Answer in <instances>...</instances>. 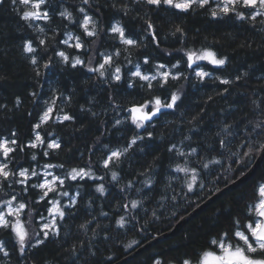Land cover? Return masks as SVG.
<instances>
[{
    "label": "trees",
    "instance_id": "16d2710c",
    "mask_svg": "<svg viewBox=\"0 0 264 264\" xmlns=\"http://www.w3.org/2000/svg\"><path fill=\"white\" fill-rule=\"evenodd\" d=\"M78 3L79 0H67L66 6L72 9ZM159 15L163 14L153 15L154 22L159 19ZM113 17L120 18L111 9H106L101 23L107 27ZM174 19L175 23L185 28L186 43H182L178 36L171 35L169 30L171 25L161 22L160 49H156L150 41L145 40L148 46L140 48L134 54V62L137 59L142 60L144 54H149L154 62L175 63L176 60L183 58L181 49H199L205 46L213 48L219 54L229 56L230 61L223 68H214L205 61L199 62L201 67L212 73V76L203 82L189 76L188 81L184 82L180 107L174 114L160 117L156 123L154 138L146 140L128 154L124 163L117 169L120 172V183L115 184L111 182L110 173L106 174V170L97 167L96 164L106 151L104 145L110 148L123 146L134 132L127 124L113 128V121L117 118L122 119L127 113L107 108V98L110 94L119 93L117 99L126 104L128 100L141 99L144 95L143 90L138 87L128 88L124 81L109 88L107 83L99 81L86 67L73 69L59 63L54 57L53 47L63 49L65 46L58 43L50 46L47 52L38 50L37 55L43 57L41 63L48 57H53L55 62L48 69L41 68V75L36 76L29 61V54L23 51V43L31 39L36 46L37 38L43 34L36 32L34 27L36 24L44 26L43 22H34V27L29 28L11 7H0V75L7 77L0 80V105H7V108L0 109V136H9L15 130L19 141L27 142L33 136L32 125L39 121L40 115L47 107L45 101L53 96L54 91L65 97L71 94V104H66L61 99L57 101V106L76 119L63 124H58L53 119L40 130L42 134L54 132L62 141L64 150L59 155L53 154L49 158H44L39 150L25 149L23 154H18V159L24 167H28L35 163L31 161L30 156L36 151L40 164L50 161L63 162L66 167L84 166L89 158V150L95 146L92 155L93 168L97 176L105 177L103 181H80L79 185L72 182L70 192L74 194L79 190L81 193L75 217H67L58 238H51L40 248L30 250L26 261L19 260L18 253L12 249V240L6 234L0 233V239L8 241L11 253L9 258L0 254V264H73L74 259L76 264H111L136 246L170 229L182 216L238 178L252 165L259 151L243 156L247 148L238 146L244 139L243 135L237 136L228 150H221L216 133L224 123L232 124L233 132L239 125L242 132L244 122L261 118L258 111L253 110L252 101L257 98V94L264 96V39L247 24L226 19L212 20L203 13L179 15ZM125 23L130 28H141L140 23L129 18H125ZM60 24L61 21L57 17L53 20L52 26ZM48 35L50 36L51 32ZM62 38L63 35H60L56 39L59 41ZM246 41L252 42L251 48L240 47ZM98 47L100 51H112L114 47L123 46L118 42L113 46L111 41L102 39L98 42ZM67 51L72 55L76 54L74 49ZM167 52H171V55H166ZM123 60L122 55L120 61ZM144 68L146 70L147 66ZM181 70H184L183 63ZM244 73L248 75L230 86L221 85L215 80L216 76L231 79L237 74L243 76ZM225 87L229 88V92L221 95ZM33 92L37 94L35 97L30 95ZM157 94L167 95V92L157 90ZM209 96L212 97L211 101L208 100ZM17 97L21 100L19 107L15 106ZM81 106L86 109L92 108L97 113L106 110L107 114L93 117L89 112L81 111ZM201 116L202 119H199ZM193 117L198 118L195 124L196 132L190 131L194 127L189 123ZM185 136H191V141L183 140ZM170 142L176 143L177 147L184 151L190 150L189 145L198 148V155H193L190 160L200 169L199 182L203 183V188L197 186L194 191L188 192L183 173L173 171L175 163H183V160L166 151ZM145 144L149 147H144ZM140 148H144V152H141ZM81 153H84L83 159ZM232 153L237 155L233 156ZM155 158H158L157 167L151 174L153 181L151 189L138 182L135 187L142 191L138 193L133 190L126 194L127 199L141 200L140 207L131 212L117 210L119 204L126 202L120 188L129 180H146L147 177L138 176L136 173L143 171ZM212 160H220L221 163H209ZM204 163H209L208 169L202 168ZM260 182H264V158L253 176L244 184L212 202L188 221L178 233L158 242L125 264H155L157 259L167 262L182 257L186 252L198 250L205 245L210 234L228 226L230 215L242 213L245 203ZM99 183H104L107 189L104 196L94 191ZM36 195L35 192L31 194L32 198ZM90 200L94 201L91 206ZM37 207L43 210L42 206ZM101 211L107 212L108 216L100 215ZM121 215L128 220L123 228L116 225V220ZM85 220H92L90 230L87 232L79 227ZM93 231L97 233L95 240L92 239ZM105 236L108 238L105 239ZM81 241L85 244L83 249L79 248ZM90 241L91 248L88 247ZM72 244H77L78 255L75 258L69 251ZM92 251L96 253L94 256L91 254ZM108 257H111V260Z\"/></svg>",
    "mask_w": 264,
    "mask_h": 264
},
{
    "label": "snow or ice",
    "instance_id": "6c2138e0",
    "mask_svg": "<svg viewBox=\"0 0 264 264\" xmlns=\"http://www.w3.org/2000/svg\"><path fill=\"white\" fill-rule=\"evenodd\" d=\"M66 3L67 0H0V7H11L29 28L34 27V22H43L44 26L36 24L34 27L36 32L43 34L37 38L36 46L31 39L23 43V51L29 54V61L36 76L41 75V68L48 69L55 62L53 57H48L41 63L43 57L37 55L38 50L47 52L50 46L58 43L65 46L63 49L53 47L54 57L59 63L73 69L86 67L88 72L93 73L99 81L107 83L109 88L124 81L128 88L138 87L143 90L144 95L141 99L128 100L126 104L117 99L119 93L110 94L107 98V108L127 113L122 119L117 118L113 121V128L127 124L134 132L123 146L110 148L104 145L106 151L96 164L97 167L106 170V174L110 173L111 182L115 184L120 183V172L117 169L124 163L128 154L146 140L150 141L154 138L156 123L160 117L174 114L180 107L184 82L188 81L189 76H194L199 82L212 76V73L201 67L199 62L205 61L214 68H223L230 61L229 56L219 54L213 48L205 46L199 49H181L183 58L176 60L175 63L154 62L149 54H144L142 60L137 59L134 62V54L140 48H147L145 40L150 41L156 49H160L161 22L171 25L169 29L171 35L178 36L182 43H186L187 33L181 24L175 23L174 18L179 15L200 13L216 21L226 19L247 24L264 39V0H103V2L79 0L72 9L66 6ZM106 9H111L120 16L118 19L113 17L107 27L101 23ZM154 14L163 15H159V19L154 22ZM57 17L61 24L53 27V20ZM125 18L140 23L141 28H130L125 23ZM49 32H51L50 36ZM60 35L64 38L57 41L56 38ZM102 39L111 41L113 46L118 42L123 47H114L112 51H100L98 42ZM240 47L251 48L252 42L246 41ZM67 49H74L76 54H70ZM89 53L92 55L89 56ZM122 55L123 62L120 61ZM166 55L170 56L171 52H167ZM85 56L88 58L85 59ZM182 63L184 70H181ZM129 65L131 67H128ZM144 66H147L146 70ZM247 75V73L243 76L237 74L231 79L216 76L215 80L221 85L230 86ZM5 79L6 76L0 75V80ZM157 90H164L167 95L157 94ZM228 92L229 88L225 87L220 94ZM30 95L35 97L37 94L33 92ZM61 99L66 104H71L72 95L65 97L54 91L53 96L45 101L47 107L40 115L39 121L32 125L33 136L27 142L21 143L15 130L9 136H0V233L6 234L12 240V249L18 253L20 261L27 260L30 250L40 248L51 238H58L67 217H75L81 193L79 190L74 194L70 192L72 182L79 185L80 181L105 179L103 175L97 176L93 168L92 155L95 146L89 150V158L84 166L66 167L63 162L50 161L40 164L36 151L30 156L31 161L35 163L28 167L20 163L18 154H23L25 149L39 150L44 158H49L53 154L59 155L64 150L62 141L54 132L42 134L40 131L53 119L58 124L76 119L57 106V101ZM208 100L211 101L212 97L209 96ZM20 104L21 100L17 97L15 106L19 107ZM252 104L253 110L258 111L261 118L244 122L242 132L239 125L233 132V125L224 123L216 133L221 150H228L232 141L237 136L243 135L244 139L238 145L247 148L243 156H249L257 151L264 152V107H262L264 96L257 94ZM3 108H7V105H0V109ZM81 111H87L93 117L107 114L106 110L97 113L92 108L86 109L84 106H81ZM197 119L193 117L189 121L194 125L190 129L191 132H196ZM199 119H202V116ZM191 139V136L183 138L187 141ZM144 147L149 145L145 144ZM189 149L184 151L178 148L176 143L170 142L166 151L182 158L183 163L176 162L173 171L183 173L185 186L188 192H192L195 187L203 188L204 185L199 182L200 169L190 160L193 155H198V148L189 145ZM139 150L144 152V148ZM232 155L237 154L232 153ZM83 156L84 153H81V159ZM157 159L147 164L143 171L136 173L138 176L147 177L146 180H129L120 188V193L126 202L119 204L117 210L124 209L126 212H131L140 207L141 200L127 199L126 194L133 190L141 192L142 189L135 187L138 182L151 189L153 185L151 174L155 172ZM209 163L220 164L221 161L212 160ZM209 163L202 164V168L208 169ZM94 191L104 196L107 189L104 183H99ZM33 192L37 193L35 198L31 196ZM92 203L94 201L90 200L89 206ZM37 206H42L43 210ZM100 215L107 217L108 213L101 211ZM127 223L128 220L123 215L116 220V225L120 228L125 227ZM91 224L92 220H85L79 227L87 232ZM96 237L97 233L93 231L92 239L95 240ZM107 238L105 236V239ZM88 247L91 248V241ZM79 248H85L83 241L79 243ZM69 251L74 258L77 257V244H72ZM0 254L5 258L11 255L8 241L5 239H0ZM91 254L94 256L96 253L92 251ZM108 259L111 260V257ZM73 264H76L75 259ZM155 264H264V182L256 185L242 213L230 215L228 226L210 234L205 245L190 253L186 252L175 260L165 262L157 259Z\"/></svg>",
    "mask_w": 264,
    "mask_h": 264
},
{
    "label": "water",
    "instance_id": "95a60500",
    "mask_svg": "<svg viewBox=\"0 0 264 264\" xmlns=\"http://www.w3.org/2000/svg\"><path fill=\"white\" fill-rule=\"evenodd\" d=\"M264 158V152H259L256 159L252 163V165L247 169L243 174H241L238 178H236L235 183L231 181L230 183L226 184L216 192H214L212 195H210L208 198H206L204 201H202L200 204H198L196 207H194L191 211H189L187 214L182 216L170 229L167 231L155 235L153 238L145 241L144 243L136 246L133 248L130 252H128L125 256L118 259L117 261H114L111 264H125L126 262L132 260L133 258L140 255L145 250L151 248L158 242H161L165 239H168L178 233L180 229L191 219H193L195 216H197L201 211H203L207 206H209L212 202L217 200L219 197L223 196L228 191L237 188L238 186L244 184L247 180H249L253 174L256 172L257 168L259 167L262 159Z\"/></svg>",
    "mask_w": 264,
    "mask_h": 264
}]
</instances>
